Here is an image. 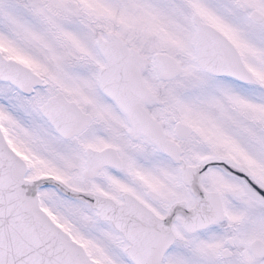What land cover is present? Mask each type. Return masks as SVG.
<instances>
[{"label": "snow or ice", "instance_id": "snow-or-ice-1", "mask_svg": "<svg viewBox=\"0 0 264 264\" xmlns=\"http://www.w3.org/2000/svg\"><path fill=\"white\" fill-rule=\"evenodd\" d=\"M0 264H264V0H0Z\"/></svg>", "mask_w": 264, "mask_h": 264}]
</instances>
